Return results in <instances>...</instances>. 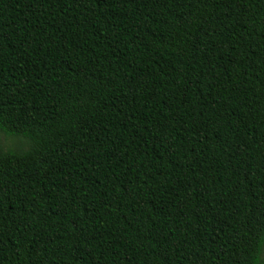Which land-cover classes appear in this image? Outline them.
I'll return each instance as SVG.
<instances>
[{"label": "trees", "instance_id": "16d2710c", "mask_svg": "<svg viewBox=\"0 0 264 264\" xmlns=\"http://www.w3.org/2000/svg\"><path fill=\"white\" fill-rule=\"evenodd\" d=\"M0 264H264V0H0Z\"/></svg>", "mask_w": 264, "mask_h": 264}, {"label": "rangeland", "instance_id": "374dc122", "mask_svg": "<svg viewBox=\"0 0 264 264\" xmlns=\"http://www.w3.org/2000/svg\"><path fill=\"white\" fill-rule=\"evenodd\" d=\"M0 139L2 140V142L7 145V146H12L17 148L19 146H22L23 145V142L19 139H11V138H8L6 136H0Z\"/></svg>", "mask_w": 264, "mask_h": 264}]
</instances>
